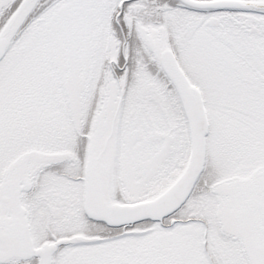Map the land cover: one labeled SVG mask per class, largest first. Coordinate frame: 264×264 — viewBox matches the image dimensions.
<instances>
[{
  "label": "snow or ice",
  "instance_id": "1",
  "mask_svg": "<svg viewBox=\"0 0 264 264\" xmlns=\"http://www.w3.org/2000/svg\"><path fill=\"white\" fill-rule=\"evenodd\" d=\"M0 264H264V0H0Z\"/></svg>",
  "mask_w": 264,
  "mask_h": 264
}]
</instances>
